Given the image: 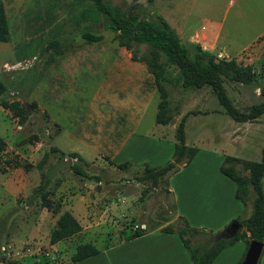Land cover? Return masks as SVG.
<instances>
[{"label":"rangeland","instance_id":"rangeland-1","mask_svg":"<svg viewBox=\"0 0 264 264\" xmlns=\"http://www.w3.org/2000/svg\"><path fill=\"white\" fill-rule=\"evenodd\" d=\"M106 1L140 20L159 14L185 43L197 41L183 24L189 33L203 27L200 34L205 37L218 31L216 52L223 56L217 58L250 65L255 77L250 86L224 82L230 106L247 113L264 100V0ZM0 3L8 26L7 40L0 42V264H78L70 258L82 244L94 245L98 255L108 258L106 263L93 259L83 264H117L118 259L110 258L125 256L121 252L126 248H111L131 235L135 224L144 225L146 232L180 224L168 187L173 174L156 179L143 174L146 167L172 160L181 121L187 146L199 149L203 158H236V170L251 180L247 165L263 158L264 115L235 122L209 87L182 88L172 82L166 88L173 119L157 125L160 98L152 76H142L145 64L118 46L115 33L103 29L102 20H91V0ZM86 32L101 39L87 41ZM146 50L139 46V54ZM168 71L175 76L174 68ZM70 153L86 162L81 163L84 177L70 170L75 162ZM213 169L215 180L208 182L212 190L203 202L213 210L204 227H220L232 213L237 219L251 217L253 186L249 184L244 206L216 182L219 168L214 164ZM261 176L264 192V172ZM175 178L179 196L187 198L190 191ZM39 187L44 188L41 194L36 193ZM64 212L72 214L81 230L51 244ZM106 248L112 251L104 253ZM244 248L246 252L245 242L233 243L216 264L235 263ZM258 264H264V248Z\"/></svg>","mask_w":264,"mask_h":264},{"label":"trees","instance_id":"trees-1","mask_svg":"<svg viewBox=\"0 0 264 264\" xmlns=\"http://www.w3.org/2000/svg\"><path fill=\"white\" fill-rule=\"evenodd\" d=\"M91 1L93 5L87 10L91 20H102L103 29L115 33V41L118 46L130 50L131 59L135 62H143L147 72L152 76L160 98L155 116L157 125H167L173 119L174 114L167 100L168 90L166 88V85L172 82L182 88L209 87L217 95L226 114L235 122H253L264 115V100L252 105L247 113H239L230 106L223 89V84L226 81L247 86L252 85L255 82V77L250 65H242L233 59L228 61L218 59L216 55L202 50L199 45L185 43L157 13L150 18L140 20L134 15H125L121 9L106 0ZM7 37V18L3 5L0 3V42H5ZM84 37L90 42L101 39L100 36L92 37L87 32L84 33ZM141 45H145L147 50L145 53L139 54ZM169 68L176 70L175 76L171 75L168 71ZM3 91L4 86L0 83V94ZM174 138L172 160L163 166L146 167L143 176L152 179L166 175L171 176L178 171L180 166L187 165L194 158L198 150L185 143L182 121L175 129ZM1 145L3 144L0 138ZM69 157L75 159V162L70 165V170L84 177L85 172L81 163L87 165L86 162L77 153H70ZM238 162L236 158L226 156L220 166V172L235 184V198L242 205H247L249 184L255 189L256 198L251 217L236 220L240 229L233 238L215 240L212 233L193 229L182 218H179L180 224H177L176 227L167 226L160 230L166 234L178 235L189 253L192 264H211L221 251L237 241H244L247 247L252 240L264 243V192L259 184L264 172V152L259 164L247 165L253 171L251 180L236 170ZM43 190V187H39L36 193L41 194ZM242 228L244 232H240ZM80 230L81 226L72 214L64 212L60 215L56 228L51 233V244L73 236ZM145 232L140 228L132 230V234L126 236L125 240L137 238ZM98 253L99 251L92 244L78 245L70 258V263H78Z\"/></svg>","mask_w":264,"mask_h":264},{"label":"crops","instance_id":"crops-1","mask_svg":"<svg viewBox=\"0 0 264 264\" xmlns=\"http://www.w3.org/2000/svg\"><path fill=\"white\" fill-rule=\"evenodd\" d=\"M183 26L185 32L188 35L195 36L197 41L196 45H199L202 50L208 51L214 55L219 54L223 56L221 52H216L215 41L218 35V31L216 33H211L209 37H205L200 34V32H203L205 30L203 27L201 28L200 32L189 33L186 31L184 24ZM132 70L133 66L131 71ZM142 76L146 77L147 80L150 78L151 75L148 72H145ZM115 77L120 81H123V77H121L119 74H116ZM132 134L133 133H131V135ZM130 139L131 136H129L126 141H130ZM125 143L122 142V145ZM197 150L198 151L194 158L187 165L180 166L178 171L174 173L170 177V179H168L169 192L171 193V196L174 199V210L176 218H182L190 227L199 230H212L216 234V232L218 233V231L222 230V228L227 226L231 221L236 220L237 214L232 213L225 216L220 227L214 226L211 228L204 227L203 225L204 220L207 219L209 214H212L213 210L212 208H209L208 210L203 205V202L206 201L205 198L208 196V190H212V186H210V188L208 187V182H211L212 179L215 180V173L213 169L214 164L216 167L219 168L217 169L219 171L217 172L218 174L216 176V182H218L222 186V188L225 187L227 192L229 191V195L231 194V196H233L236 201L238 200L235 198V190L234 193H232L234 189L233 186H231L228 181H230L231 183L233 182L223 176L220 172V166L223 163L226 155L215 154V156H213L212 158H203V153H200L199 149ZM213 158H215V160ZM175 177L180 178V182H182L180 187L190 191L189 196L186 195V197L188 196L187 198H184L183 196L182 199L181 196H179V192L177 191V188L179 187H176L174 185V180L176 179ZM233 185L235 187L234 183ZM176 237L177 236L175 234H166L161 232L160 229H155L145 232L143 235L137 238L128 240L120 239L117 245L115 247L113 245L114 248L112 247L111 249L114 250L119 247H125L126 250L121 253H125L126 255L119 257H111L110 259H118L117 264H192L190 256L184 252L186 249L184 248L181 240L177 239ZM241 242L244 243V241L242 240ZM103 250L104 249H102V251ZM225 250L226 248L221 251V253H219V255L213 260L211 264L218 263L219 259L223 257L222 253H224ZM110 251L112 250L106 248V250H104L103 252L110 253ZM244 254L245 248L241 257H239V259L233 264H238V262H240L243 258ZM93 259H99L100 262L106 263V259L108 258L102 257L97 254L91 259L87 258L83 261L78 262V264L87 263L88 261H92Z\"/></svg>","mask_w":264,"mask_h":264},{"label":"water","instance_id":"water-1","mask_svg":"<svg viewBox=\"0 0 264 264\" xmlns=\"http://www.w3.org/2000/svg\"><path fill=\"white\" fill-rule=\"evenodd\" d=\"M240 226L236 221L229 224L226 229L215 236V240L231 239L239 231ZM264 248V243L258 241H250L244 257L239 264H258L260 256Z\"/></svg>","mask_w":264,"mask_h":264},{"label":"built area","instance_id":"built-area-1","mask_svg":"<svg viewBox=\"0 0 264 264\" xmlns=\"http://www.w3.org/2000/svg\"><path fill=\"white\" fill-rule=\"evenodd\" d=\"M138 228H140L142 230H145V226L144 225H134L133 230H136Z\"/></svg>","mask_w":264,"mask_h":264}]
</instances>
